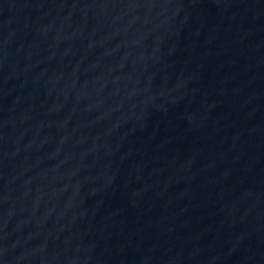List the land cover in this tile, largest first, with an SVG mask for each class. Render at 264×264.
Wrapping results in <instances>:
<instances>
[{"label": "water", "instance_id": "1", "mask_svg": "<svg viewBox=\"0 0 264 264\" xmlns=\"http://www.w3.org/2000/svg\"><path fill=\"white\" fill-rule=\"evenodd\" d=\"M0 264H264V0H0Z\"/></svg>", "mask_w": 264, "mask_h": 264}]
</instances>
